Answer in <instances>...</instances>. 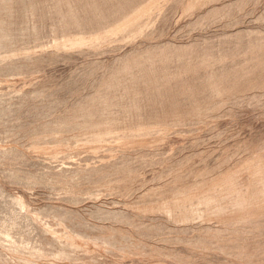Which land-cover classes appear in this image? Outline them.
<instances>
[{
  "label": "rangeland",
  "instance_id": "obj_1",
  "mask_svg": "<svg viewBox=\"0 0 264 264\" xmlns=\"http://www.w3.org/2000/svg\"><path fill=\"white\" fill-rule=\"evenodd\" d=\"M0 264H264V0H0Z\"/></svg>",
  "mask_w": 264,
  "mask_h": 264
}]
</instances>
